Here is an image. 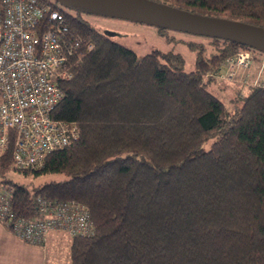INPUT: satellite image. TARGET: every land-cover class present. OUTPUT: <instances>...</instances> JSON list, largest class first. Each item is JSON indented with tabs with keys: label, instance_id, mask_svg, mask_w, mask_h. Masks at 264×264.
<instances>
[{
	"label": "trees",
	"instance_id": "16d2710c",
	"mask_svg": "<svg viewBox=\"0 0 264 264\" xmlns=\"http://www.w3.org/2000/svg\"><path fill=\"white\" fill-rule=\"evenodd\" d=\"M157 1L264 26V0ZM71 6L58 7L90 47L60 80L51 114L79 134L33 167H17L10 144L0 149L12 207L32 215L37 195L80 201L93 232L71 235L70 264H264V84L226 103L211 83L236 79L218 75L227 55L248 47L260 64V49L207 35L186 69L180 51L138 54L82 15L108 12Z\"/></svg>",
	"mask_w": 264,
	"mask_h": 264
},
{
	"label": "built area",
	"instance_id": "2783aa9c",
	"mask_svg": "<svg viewBox=\"0 0 264 264\" xmlns=\"http://www.w3.org/2000/svg\"><path fill=\"white\" fill-rule=\"evenodd\" d=\"M89 47L48 0H0V149L11 145L17 167L40 165L49 150L77 138V123L52 116L51 109L62 95L60 80L71 76V65ZM252 58L251 48L238 49L224 58L218 75L237 78ZM263 68L261 60L251 82L264 84ZM9 194L0 190V221L25 241L43 244L52 230L93 232L86 207L74 198L37 195L35 213L24 215Z\"/></svg>",
	"mask_w": 264,
	"mask_h": 264
},
{
	"label": "rangeland",
	"instance_id": "374dc122",
	"mask_svg": "<svg viewBox=\"0 0 264 264\" xmlns=\"http://www.w3.org/2000/svg\"><path fill=\"white\" fill-rule=\"evenodd\" d=\"M57 5L69 11H73L74 8L68 3L57 0ZM82 15L87 20L104 31L110 37L120 40L125 44L131 46L138 54L145 53L153 48L178 50L181 52L184 58V68L189 69L194 67L196 50L199 47L200 42L207 43L208 37L205 34L196 32L184 31L174 28L164 27L162 30L157 25L148 22L136 20L134 18L114 15L109 13L89 11L82 12ZM193 41L194 44H190ZM259 60H264V51H255ZM259 63L256 61L252 62L251 66L254 65L250 70L254 73L249 78L254 77L257 66ZM261 76H264V68L261 72ZM218 78L211 80V83H219ZM225 84H231L232 81H223ZM214 92L225 100L226 103L231 102L236 94L232 90H227L225 87L221 89H214ZM54 175H60L54 173ZM14 179H21L23 181H29L37 179L31 172L22 174L18 169H10L7 173ZM60 235V242L57 246L54 244L48 245L47 257L43 259V264H70L69 258V242L70 237L66 232L58 231ZM38 264H42V260L39 257Z\"/></svg>",
	"mask_w": 264,
	"mask_h": 264
},
{
	"label": "water",
	"instance_id": "95a60500",
	"mask_svg": "<svg viewBox=\"0 0 264 264\" xmlns=\"http://www.w3.org/2000/svg\"><path fill=\"white\" fill-rule=\"evenodd\" d=\"M75 6H93L157 26L223 36L264 51V26L240 19L207 16L157 0H60Z\"/></svg>",
	"mask_w": 264,
	"mask_h": 264
},
{
	"label": "crops",
	"instance_id": "0c3cea01",
	"mask_svg": "<svg viewBox=\"0 0 264 264\" xmlns=\"http://www.w3.org/2000/svg\"><path fill=\"white\" fill-rule=\"evenodd\" d=\"M252 67H254V65L250 66L245 71L239 69L237 71V78L232 80L233 83L231 84H225L221 81L219 84H213L214 89H221L223 86L227 90L231 89L235 94L245 93L247 83L251 82L253 78H249L254 74L250 70ZM245 73H247L246 79L242 80L246 75ZM58 231L60 230L50 231L43 244L32 243L21 239L9 227L0 221V264H38L39 257L43 264V259L47 257L49 243L54 244L55 246L61 243L59 237L62 235H60Z\"/></svg>",
	"mask_w": 264,
	"mask_h": 264
}]
</instances>
